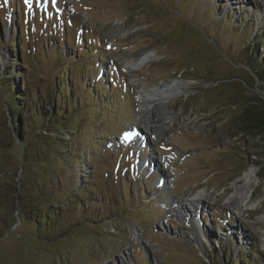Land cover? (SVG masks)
Here are the masks:
<instances>
[{
  "label": "rangeland",
  "instance_id": "1",
  "mask_svg": "<svg viewBox=\"0 0 264 264\" xmlns=\"http://www.w3.org/2000/svg\"><path fill=\"white\" fill-rule=\"evenodd\" d=\"M262 52L264 0H0V85L70 105L45 133L21 113L18 138L0 86V264H264V141L236 124ZM172 80L170 119L143 121L138 93ZM250 168L256 207L239 214L224 199ZM38 205L59 210L50 226Z\"/></svg>",
  "mask_w": 264,
  "mask_h": 264
},
{
  "label": "trees",
  "instance_id": "2",
  "mask_svg": "<svg viewBox=\"0 0 264 264\" xmlns=\"http://www.w3.org/2000/svg\"><path fill=\"white\" fill-rule=\"evenodd\" d=\"M19 46L21 44H18ZM257 49H255V55L257 54ZM80 54V53H79ZM264 53L258 54L252 60H247L246 64L248 65L250 72L252 76L257 79L258 86L257 91L254 92L251 88V91H248L246 88V92H244L243 101L241 103L242 112L240 115L236 118V124L240 127V130L242 133L244 132L247 136H254L259 137L261 141H264V59H263ZM261 58V59H260ZM260 59V60H259ZM16 75H13L10 79L9 78H3L5 82L2 88H4V92L6 94V100L5 105L8 107L9 111V120L11 124V130L16 135V137H20V133L18 130V126L20 123L19 115L21 113L28 115V120L30 116V120L27 121V119L23 120L24 124L27 127H31L32 123L36 122L38 125V130L44 128H48L51 123L55 122V120L58 117H62L61 106H65L66 108L70 105L65 100L60 99L61 104L56 107L55 112L52 113L51 108L50 110L44 109V107H41V103H38L39 106H34L36 102L28 103L27 100L30 98V95L27 86L24 85V90L20 93H16V90H19V87L16 86L14 78ZM11 89L14 90L11 92ZM242 91H245L242 88ZM60 96L69 97L71 96L70 88H63L61 86H58V92ZM36 95V94H35ZM30 102V100H29ZM29 106L33 107V109H29ZM64 110V108H63ZM51 117V118H50ZM45 118H48L45 120ZM61 125H63L62 122H60ZM42 133H45L44 129L41 131ZM49 134V132H48ZM39 135H42L39 133ZM57 135V134H56ZM24 136V135H23ZM22 137V136H21ZM50 138V137H49ZM57 140H59V137H56ZM62 142H66V140L61 139ZM60 147L63 145L60 144ZM75 188V187H74ZM20 188H18L19 190ZM19 195V194H18ZM17 195V196H18ZM18 203V202H16ZM42 206L38 205V208L34 210L33 213V219L32 221L36 225L37 228L41 227L42 225H45V227L50 226L51 221L58 217L57 213L59 212L58 209L53 208L52 206L48 205L46 208L41 209ZM22 214H25L26 211L20 209ZM18 209V213H19ZM71 231H69L67 234H69Z\"/></svg>",
  "mask_w": 264,
  "mask_h": 264
},
{
  "label": "bare ground",
  "instance_id": "3",
  "mask_svg": "<svg viewBox=\"0 0 264 264\" xmlns=\"http://www.w3.org/2000/svg\"><path fill=\"white\" fill-rule=\"evenodd\" d=\"M152 57L150 53H145L140 57L130 59L128 61H124L121 63V68L124 69L127 72H134L136 69L142 67L145 65ZM129 70V71H128ZM182 94L181 92V86L177 84L175 81H170L168 83H162L159 87L152 88V90H141L138 93V116L143 121H146L147 114L149 111L156 112L158 114V119L161 121L170 119V113L165 111L164 107L171 101L176 98H178ZM145 129L150 132V129H148L145 126ZM146 135V134H145ZM143 135V138L146 140V136ZM152 135V134H151ZM160 133L158 134V136ZM149 136V135H148ZM157 135L155 136V138ZM148 139V138H147ZM150 161V160H149ZM148 161V162H149ZM155 161L158 164L157 160ZM154 163V162H153ZM162 171V170H161ZM162 173V172H161ZM161 182L164 184H167L169 177L165 175L164 173L160 175ZM257 180L256 177V170L254 168H250L248 171H246L243 176L241 177L240 181L241 184H235L234 185V193L233 196L230 198H225L224 202L225 205L229 206L231 205V208L238 212L239 214L244 210H252L254 209L255 203L250 201L252 191H253V184ZM206 192H196L194 194L188 195L184 201L177 202V200H170L169 201V207L171 209H174L175 214H179L178 210L176 208L180 209V205H184L185 203L192 206L194 204L196 207H198L202 203V198L205 197ZM174 206V207H173ZM198 239V236H197ZM261 244L262 247H264V237L261 238Z\"/></svg>",
  "mask_w": 264,
  "mask_h": 264
},
{
  "label": "snow or ice",
  "instance_id": "4",
  "mask_svg": "<svg viewBox=\"0 0 264 264\" xmlns=\"http://www.w3.org/2000/svg\"><path fill=\"white\" fill-rule=\"evenodd\" d=\"M4 2H5V3H7V0H4ZM25 2L27 3V2H28V0H25Z\"/></svg>",
  "mask_w": 264,
  "mask_h": 264
}]
</instances>
